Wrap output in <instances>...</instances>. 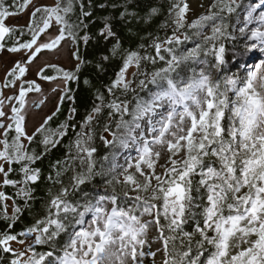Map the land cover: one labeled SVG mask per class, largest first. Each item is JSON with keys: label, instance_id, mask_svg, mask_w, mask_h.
<instances>
[{"label": "snow or ice", "instance_id": "snow-or-ice-1", "mask_svg": "<svg viewBox=\"0 0 264 264\" xmlns=\"http://www.w3.org/2000/svg\"><path fill=\"white\" fill-rule=\"evenodd\" d=\"M111 7L136 21L121 35L114 17L101 18L96 67L118 62L114 78L79 120L72 107L53 128L58 103L29 134V94L44 97L34 109L47 99L38 80H62L51 92L71 99L80 43L92 39L91 2L0 0V51L22 53L0 82V189L15 190H0V252L8 264H264V0H200L191 19L188 0L150 5L142 17L127 2ZM26 11V29L6 24ZM53 22L58 34L41 41ZM62 42L75 71L46 62L29 78L38 54ZM61 145L45 174L38 162ZM25 210L32 222L14 233Z\"/></svg>", "mask_w": 264, "mask_h": 264}, {"label": "trees", "instance_id": "trees-1", "mask_svg": "<svg viewBox=\"0 0 264 264\" xmlns=\"http://www.w3.org/2000/svg\"><path fill=\"white\" fill-rule=\"evenodd\" d=\"M55 0H53L54 4ZM91 2V8L88 9L92 12L91 20L94 21V23H89L87 32L92 37V39L89 40L88 44L85 45L83 42L80 43L79 46V55L81 59L84 61V63L81 65V69L77 75V79L68 82L67 87L70 89L68 92V96L71 97V99H65L62 103L60 102L61 111L57 114V116L54 118V120L51 122V126L53 128L56 127L57 124H59L61 121L65 120V118L68 115V111L70 108L75 107L77 109V116L76 119L79 120L85 113L88 111L93 103L94 100V94L97 90L104 91L105 86L110 82L112 78H114V73L118 70L117 63L118 62H111V63H104L103 69H98L96 67L97 63L99 61V57L105 52L106 49V43L103 40H97L96 34L100 27H102L101 24V18L104 16H112L114 19L111 21L113 24L114 30L120 33L121 35H124L127 31L128 27H131L136 24L135 19L132 20V25H128L124 22H122L119 19V13L123 9L120 7L112 8L111 5L113 3L116 4H124L127 2L128 4V10L134 11L139 14V16H143L145 12L148 10V7L153 4H160L162 2L166 3V0H90ZM253 2H258V0H253ZM5 5L11 4V0H4ZM84 4L87 7L89 4V0H84ZM37 5H46V4H37ZM101 5H104V7H101ZM50 6V5H49ZM23 13H21L19 16H22ZM76 14H79V6L76 8ZM14 18V17H10ZM10 18H8L6 21H8ZM30 19V12L27 17L26 22L23 25H20L16 28H25L28 24V21ZM72 19H75V16L72 17ZM160 19H163V17H158L153 22L152 26H144L145 30H155V24L159 22ZM143 21H141V24ZM56 32L58 34V26H56L53 22V25L47 30L46 33H52ZM17 36H19V32L16 33ZM29 37L25 35L22 37V39H28ZM7 39V38H6ZM8 45L10 46L12 41H7ZM67 44L69 46L70 51V59L72 61V66L69 68H64L60 65H55L56 67L68 71H75V66L77 64V60L73 58L72 51L73 46L71 42H62L61 45ZM60 45V46H61ZM59 46V47H60ZM190 46V45H189ZM6 50V48H5ZM45 71L47 74L52 75L56 77L58 74L52 67L45 68ZM235 71V69H233ZM42 81V80H40ZM56 81H62L60 79H56L51 82ZM45 83H51L49 81H42ZM106 95V93H105ZM67 141L65 140V143ZM97 145L99 147V151L101 154H103L106 150L103 148L102 145L99 144L97 141ZM63 153V146L61 145L57 149H53L52 152L49 153V155L44 159L43 163H39V167H41L45 174L47 173L48 166L50 162H54L57 158H60ZM123 163V161L121 162ZM12 178H17L16 174H13ZM99 179V178H98ZM45 183L41 182L39 187L36 190V196L38 198L35 207L40 208V200L39 198H43L45 196ZM4 191L8 195H13L14 189L7 187L3 188ZM18 203L22 204L23 201H18ZM10 215V214H9ZM32 222V217L30 216L29 212L27 210L24 211L20 219L16 222L14 225L12 231L18 232L21 229H23L26 225L30 224ZM7 226V221L0 219V231H4ZM0 257H3L2 264H8V260L10 259L9 254H4L0 252ZM149 264H151V261L149 260Z\"/></svg>", "mask_w": 264, "mask_h": 264}, {"label": "rangeland", "instance_id": "rangeland-1", "mask_svg": "<svg viewBox=\"0 0 264 264\" xmlns=\"http://www.w3.org/2000/svg\"><path fill=\"white\" fill-rule=\"evenodd\" d=\"M206 1V0H205ZM36 4H46V5H52L53 0H34ZM190 7L192 9L191 12H189V18L191 19L193 15L201 12V8L199 7L200 0H188ZM30 11H26L22 14L20 17H14L10 18L8 21H6V24L10 27H18L20 25H23L27 17L29 15ZM56 32L52 33H45L42 34L40 37L41 41H46L50 36H55ZM22 56V53H10L7 50H3L0 54V82L3 81L4 75L8 69H10L13 65L14 62L18 59H20ZM49 63L52 65H60L64 68H69L72 66V61L70 59V51H69V46L67 44H63L60 47H58L55 50L49 51V50H42L40 54H38V58L35 61L34 65L31 66V71L28 74L29 78L31 79H37L38 78L35 76V67L37 65H44L45 63ZM38 82L42 85L44 89V94L47 96V99L45 100V103L40 106L39 108H32V103L33 101H39L40 99H43L44 97L41 96L38 93H30L28 97V116H27V128L29 134H31L32 131H34V128L38 126V124L41 122L42 118L45 115L51 114L55 110V106L60 103V93L56 92L53 93L51 92V88L58 84L63 86V81H56V82H51V83H45L40 80ZM12 92L11 89H5V95H10ZM39 109V110H37ZM6 111L8 110L7 108L5 109ZM135 153L133 152V155ZM123 159L121 158L119 162L121 163ZM0 180H2V177H0ZM4 191V189H0ZM8 204V213L11 214V204L12 201L9 200L7 201ZM151 236V232L149 233ZM14 248H19L21 246L13 243L12 245ZM155 247V246H154ZM157 260H159V256L157 257Z\"/></svg>", "mask_w": 264, "mask_h": 264}, {"label": "water", "instance_id": "water-1", "mask_svg": "<svg viewBox=\"0 0 264 264\" xmlns=\"http://www.w3.org/2000/svg\"><path fill=\"white\" fill-rule=\"evenodd\" d=\"M211 2V0H206L205 1V3H210ZM202 10V9H201ZM198 14V13H197ZM40 108V107H39ZM10 187V186H9ZM10 188H12V187H10Z\"/></svg>", "mask_w": 264, "mask_h": 264}, {"label": "flooded vegetation", "instance_id": "flooded-vegetation-1", "mask_svg": "<svg viewBox=\"0 0 264 264\" xmlns=\"http://www.w3.org/2000/svg\"><path fill=\"white\" fill-rule=\"evenodd\" d=\"M1 52H2V51H0V54H1ZM39 109H40V108H39ZM39 109H37V110H39Z\"/></svg>", "mask_w": 264, "mask_h": 264}]
</instances>
